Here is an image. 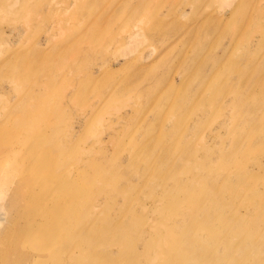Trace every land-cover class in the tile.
<instances>
[{
    "label": "rangeland",
    "instance_id": "rangeland-1",
    "mask_svg": "<svg viewBox=\"0 0 264 264\" xmlns=\"http://www.w3.org/2000/svg\"><path fill=\"white\" fill-rule=\"evenodd\" d=\"M30 100L67 168L78 144L96 253L180 264L166 245L224 230L219 205L243 228L216 253L264 264V0H0V105Z\"/></svg>",
    "mask_w": 264,
    "mask_h": 264
},
{
    "label": "bare ground",
    "instance_id": "bare-ground-1",
    "mask_svg": "<svg viewBox=\"0 0 264 264\" xmlns=\"http://www.w3.org/2000/svg\"><path fill=\"white\" fill-rule=\"evenodd\" d=\"M33 113L31 100L0 105V264H119V259L95 252L101 235L82 232L78 144L73 145L74 166L67 168L65 138L48 116ZM223 209L218 205L222 228L242 230L241 223L230 226ZM195 212L210 228L209 214L201 206ZM184 225L189 237L166 245L178 243L180 264L247 262L242 245L228 239L222 244L226 250L216 253L224 230L203 243L194 236L193 220ZM84 246L90 251L86 256ZM233 251H240L242 258L234 257ZM120 257L131 261L130 256Z\"/></svg>",
    "mask_w": 264,
    "mask_h": 264
}]
</instances>
